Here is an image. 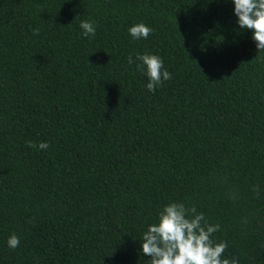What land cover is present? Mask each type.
Here are the masks:
<instances>
[{
    "label": "trees",
    "instance_id": "1",
    "mask_svg": "<svg viewBox=\"0 0 264 264\" xmlns=\"http://www.w3.org/2000/svg\"><path fill=\"white\" fill-rule=\"evenodd\" d=\"M0 264H264V0H0Z\"/></svg>",
    "mask_w": 264,
    "mask_h": 264
}]
</instances>
